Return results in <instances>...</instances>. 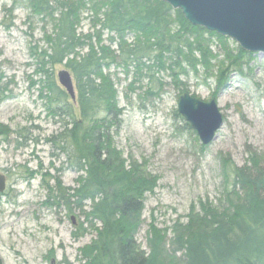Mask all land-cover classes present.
<instances>
[{
    "label": "rangeland",
    "instance_id": "rangeland-1",
    "mask_svg": "<svg viewBox=\"0 0 264 264\" xmlns=\"http://www.w3.org/2000/svg\"><path fill=\"white\" fill-rule=\"evenodd\" d=\"M53 24L34 15L26 0H0V128L8 129V133L0 130L4 133L0 134V175L7 184L0 193V264H81V251L102 228L94 221L97 229H92L87 222L84 212H90L91 203L84 212L74 205L68 208L48 189L56 187L57 181L65 188H76L77 179L84 175L70 167L63 152L69 145L57 139L72 123L58 109L71 105L76 119L80 118L77 101L58 81L60 71H71L64 65L54 67L51 80L57 88L52 92L42 91L47 79L38 74L36 57L48 48L46 37L55 34ZM98 29L94 17L86 13L78 34ZM108 37L104 35L105 42ZM128 39L134 42L133 35ZM213 42L214 52L221 53L218 40ZM228 46L235 53L239 47L232 39ZM252 55L241 72L233 69L227 74L219 90L215 76L206 78L200 72L180 77L187 94L205 103L216 100L224 117L216 140L208 146L178 113L184 94L169 73L155 67L151 80L150 72L140 78L134 67L113 65L105 71L123 110L115 146L128 166L135 161L157 178L154 191L145 195L135 237L143 250L148 251L151 227L167 231L172 239L174 227L188 224L192 214H202V205L221 207L226 198L223 161L249 167L252 154L264 158V54Z\"/></svg>",
    "mask_w": 264,
    "mask_h": 264
},
{
    "label": "trees",
    "instance_id": "trees-1",
    "mask_svg": "<svg viewBox=\"0 0 264 264\" xmlns=\"http://www.w3.org/2000/svg\"><path fill=\"white\" fill-rule=\"evenodd\" d=\"M26 1L34 15L49 19L55 28V34L46 37L48 48L36 57L38 74L47 79L42 91L57 88L51 80L57 65L69 69L77 82L80 118L76 119L71 105L58 109L72 123L57 139L69 145L63 152L70 167L84 175L77 179L76 188H65L57 181L56 187L48 189L68 208L74 205L84 212L91 203L90 212H84L87 222L95 230L94 221L102 225L97 239L81 251L80 263L264 264V158L256 154L251 155L249 167L223 161L226 198L220 208L202 205V214H192L188 224L174 227L172 239L167 231L151 227L148 251L138 245L135 237L145 195L154 191L157 178L135 161L128 166L115 146L123 110L115 84L105 73L113 65H123L127 70L134 67L140 78L150 72L154 80L157 67L169 73L183 95L187 91L181 76L200 72L206 78L215 76L219 90L227 74L233 69L241 72L246 58L253 55L239 45L235 53L228 46L230 38L192 26L181 11L157 0ZM86 13L99 29L81 35L78 28ZM213 38L221 53L214 52ZM61 95L68 101L65 93ZM0 130L8 133L4 127Z\"/></svg>",
    "mask_w": 264,
    "mask_h": 264
},
{
    "label": "water",
    "instance_id": "water-1",
    "mask_svg": "<svg viewBox=\"0 0 264 264\" xmlns=\"http://www.w3.org/2000/svg\"><path fill=\"white\" fill-rule=\"evenodd\" d=\"M181 11L194 27H201L235 41L243 51L264 54V0H157ZM58 81L74 103L75 85L70 72L58 73ZM178 113L196 131L202 145L217 138L224 117L216 102H202L190 94L180 97ZM6 177L0 175V193L6 190Z\"/></svg>",
    "mask_w": 264,
    "mask_h": 264
}]
</instances>
